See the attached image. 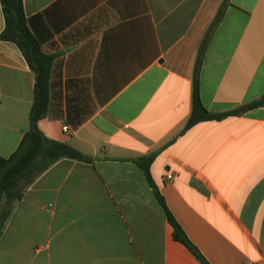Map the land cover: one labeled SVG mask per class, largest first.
Returning <instances> with one entry per match:
<instances>
[{"label":"crops","instance_id":"crops-1","mask_svg":"<svg viewBox=\"0 0 264 264\" xmlns=\"http://www.w3.org/2000/svg\"><path fill=\"white\" fill-rule=\"evenodd\" d=\"M23 5L54 56L39 128L94 161L61 159L34 180L13 204L0 264H203L155 191L208 264H264V0ZM198 59L203 106L240 113L183 132ZM34 87L20 49L0 39V158L30 128ZM150 154L154 186L135 163Z\"/></svg>","mask_w":264,"mask_h":264},{"label":"trees","instance_id":"trees-1","mask_svg":"<svg viewBox=\"0 0 264 264\" xmlns=\"http://www.w3.org/2000/svg\"><path fill=\"white\" fill-rule=\"evenodd\" d=\"M0 2L5 19V28L0 34V39L15 43L35 74L34 101L29 118L30 128L16 152L8 158H0L1 239L10 219L13 204L22 199L25 190L39 175L61 159H71L85 163H93L94 159L66 143L47 138L40 130L38 123L47 116L49 109L51 67L54 56L47 55L41 50L40 43L29 29L23 0H0ZM226 2H229V0H225ZM199 61L198 59L194 75L192 114L183 132L200 122L223 119L240 113V111L236 110L223 114H214L203 106L199 96ZM262 104L263 101H257L247 106V109H254ZM155 158L156 154H150L135 160V163L143 170L152 186H154V183L150 167ZM155 192L166 211L169 222L174 228L175 239L185 244L203 264H208L189 241L167 208L163 197L157 191Z\"/></svg>","mask_w":264,"mask_h":264},{"label":"built area","instance_id":"built-area-1","mask_svg":"<svg viewBox=\"0 0 264 264\" xmlns=\"http://www.w3.org/2000/svg\"><path fill=\"white\" fill-rule=\"evenodd\" d=\"M64 130L67 132V131H68V128L65 127ZM167 179H168V180H172V179H174V175H173V174H168Z\"/></svg>","mask_w":264,"mask_h":264}]
</instances>
